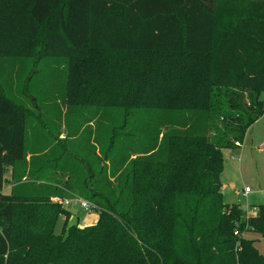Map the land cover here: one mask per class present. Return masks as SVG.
<instances>
[{
    "label": "trees",
    "instance_id": "obj_1",
    "mask_svg": "<svg viewBox=\"0 0 264 264\" xmlns=\"http://www.w3.org/2000/svg\"><path fill=\"white\" fill-rule=\"evenodd\" d=\"M5 58L31 68L21 96L0 82V264H264L246 237L264 238V203H225L220 181L264 111V0H0ZM41 59L66 65L58 122L102 109L88 149L28 126ZM73 198L95 225L66 223Z\"/></svg>",
    "mask_w": 264,
    "mask_h": 264
},
{
    "label": "rangeland",
    "instance_id": "obj_2",
    "mask_svg": "<svg viewBox=\"0 0 264 264\" xmlns=\"http://www.w3.org/2000/svg\"><path fill=\"white\" fill-rule=\"evenodd\" d=\"M2 60L3 61H0V82L5 84L7 88H10L8 93L12 95L13 98L21 96L25 92L23 84L25 83L24 79L27 76V70L23 69L19 73L18 70L20 68H27L29 66L31 68V59L27 60L18 58L14 65L16 67H14L11 72H8L9 67L12 66L11 60L8 58ZM100 67H102V63ZM33 68L32 76L28 77L29 97L28 99L20 97L23 100V104L29 110L30 116L32 117V120H30V125L28 126L33 124V117H38L37 121H39V127L41 128L39 130L45 131V129H48L50 130L51 134L55 135L58 132V138H64L67 136V141L69 144L79 146L84 150L88 149L91 145L92 132L96 129V127L102 130V109L90 101L89 105L91 106L86 108H72L67 122H58L57 116L60 117L61 121L63 117L62 114L66 109V107L62 104L63 97H65L63 89L65 86L66 65L61 59H41L37 61ZM85 93L86 90L80 88V90L75 93L74 97L76 99H81L86 96ZM87 94V98L93 97L90 90ZM72 95L73 93L70 90L69 98ZM242 96L244 97L245 102L247 100L246 95L242 94ZM261 96L264 97V92L261 94ZM99 105H102V102H99ZM73 120L75 121L72 124ZM35 127H37L36 124ZM42 127H44V129H42ZM44 134L45 133L43 132L38 134L30 130L27 135V141L30 143L31 141L34 142L35 140L36 143L38 142L37 145H39L40 148L45 149L47 147L43 146L44 139L47 135L44 136ZM258 141L262 142L260 144L261 148L258 149L262 152L257 153L259 157H256L253 153L251 154L249 158L250 160L246 161L244 164V169L242 170L243 175H241V178H244L243 181H245V183L252 188V193L248 197L249 202L247 201V205L249 206H246L245 198H242V206L245 208H251V205L264 203V140L259 138ZM99 148L100 146H97L95 150H98ZM251 150H253L252 147ZM262 164L263 167H260ZM259 181L261 182L259 187L263 189V192L258 191V189L255 188L257 187V183ZM254 196H258L259 198L256 200ZM63 206L64 209L69 212L66 223L75 224L78 227L92 226L96 224L98 219V214L96 211L92 209L86 210L81 208L78 204L75 205L72 201L64 204ZM64 222L65 218L63 216H59L57 218L54 226L55 234L61 233ZM246 237L251 238L254 241L258 251L264 254L263 237L254 233H246Z\"/></svg>",
    "mask_w": 264,
    "mask_h": 264
},
{
    "label": "crops",
    "instance_id": "obj_3",
    "mask_svg": "<svg viewBox=\"0 0 264 264\" xmlns=\"http://www.w3.org/2000/svg\"><path fill=\"white\" fill-rule=\"evenodd\" d=\"M259 138L264 140L263 114L247 129L242 143L237 148L224 151L223 168L220 174L221 193L223 201L225 203H238L241 208L247 209V212L250 214H254L255 211L253 209H248L242 206V198H245L246 206H249L247 205V201L248 197L252 193V188L249 187L245 183V181H243L244 178H241V175H243L242 170L244 169V164L246 161L250 160L249 158L251 154L253 153L256 157H259L257 153L262 152L258 150L261 148L260 144L262 143L258 141ZM251 147L253 148V150H251ZM260 167H263V164L260 165ZM260 183L261 182L259 181L257 183V187L255 188H257L258 191L263 192V189L259 187L261 185ZM244 187H249L250 189V191L245 196L242 193ZM4 188L3 191L6 190L4 192L8 193L10 190V184L5 185ZM254 197L256 200L259 198L258 196ZM52 200L57 201V198H54Z\"/></svg>",
    "mask_w": 264,
    "mask_h": 264
},
{
    "label": "built area",
    "instance_id": "obj_4",
    "mask_svg": "<svg viewBox=\"0 0 264 264\" xmlns=\"http://www.w3.org/2000/svg\"><path fill=\"white\" fill-rule=\"evenodd\" d=\"M263 115H264V111H263ZM250 191L249 187H244L243 190H242V193L243 195L245 196L248 192ZM74 202L75 205H79L81 208H84V209H91V204L85 200H82V199H78V198H73L71 200H63L61 201L62 202V205L64 204H67L68 202ZM234 235H237V232H234Z\"/></svg>",
    "mask_w": 264,
    "mask_h": 264
}]
</instances>
